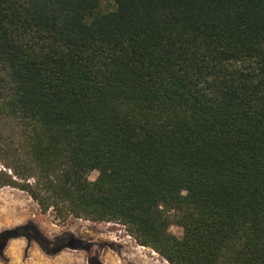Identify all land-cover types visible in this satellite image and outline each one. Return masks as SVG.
<instances>
[{
    "label": "trees",
    "instance_id": "1",
    "mask_svg": "<svg viewBox=\"0 0 264 264\" xmlns=\"http://www.w3.org/2000/svg\"><path fill=\"white\" fill-rule=\"evenodd\" d=\"M0 160L171 264H264V0H0Z\"/></svg>",
    "mask_w": 264,
    "mask_h": 264
},
{
    "label": "rangeland",
    "instance_id": "2",
    "mask_svg": "<svg viewBox=\"0 0 264 264\" xmlns=\"http://www.w3.org/2000/svg\"><path fill=\"white\" fill-rule=\"evenodd\" d=\"M102 5L104 10L114 8L113 2L103 1ZM7 127L4 124L2 128L9 131ZM98 174L94 170L89 177L96 180ZM32 223L48 239L63 241L64 247L50 255L51 249L42 248L36 240L9 238L0 250V264H171L153 248L139 245L120 221L63 218L52 208L42 211L26 191L0 187V235ZM170 231L176 236L183 234L178 225H172Z\"/></svg>",
    "mask_w": 264,
    "mask_h": 264
},
{
    "label": "flooded vegetation",
    "instance_id": "3",
    "mask_svg": "<svg viewBox=\"0 0 264 264\" xmlns=\"http://www.w3.org/2000/svg\"><path fill=\"white\" fill-rule=\"evenodd\" d=\"M27 236V237H26ZM26 236H18V237H15V238H19V237H25V238H27V239H29V240H36L33 236H29V234L28 233H26ZM37 241V240H36ZM58 241V240H57ZM56 241V242H57ZM38 242V241H37ZM64 242L63 241H58L57 243H56V245H53V244H51L50 246H48L47 248H48V250L49 249H51V250H49V252H51L50 253V255H53V254H56L57 252H59L61 249H62V247H64ZM42 247V246H41ZM43 248V247H42Z\"/></svg>",
    "mask_w": 264,
    "mask_h": 264
}]
</instances>
